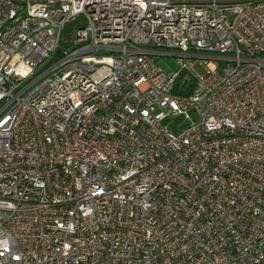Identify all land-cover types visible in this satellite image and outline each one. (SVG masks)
<instances>
[{"label":"built area","instance_id":"1","mask_svg":"<svg viewBox=\"0 0 264 264\" xmlns=\"http://www.w3.org/2000/svg\"><path fill=\"white\" fill-rule=\"evenodd\" d=\"M0 264H264V0H0Z\"/></svg>","mask_w":264,"mask_h":264},{"label":"rangeland","instance_id":"2","mask_svg":"<svg viewBox=\"0 0 264 264\" xmlns=\"http://www.w3.org/2000/svg\"><path fill=\"white\" fill-rule=\"evenodd\" d=\"M67 36L68 35H66L64 33L62 34L61 42L59 45V50L68 46ZM154 58H155L156 64L158 66H160L163 70H169V68L170 69H177L178 68V64L176 63L175 57H165V58L154 57ZM194 70L198 75L204 74V70L200 66H195ZM187 115L190 117L191 121L183 120L179 124H176L175 123V116L169 115L163 120V124L172 128L173 131L178 132L181 129H183L184 127H186L189 123L197 121V116L193 110H188Z\"/></svg>","mask_w":264,"mask_h":264},{"label":"trees","instance_id":"3","mask_svg":"<svg viewBox=\"0 0 264 264\" xmlns=\"http://www.w3.org/2000/svg\"><path fill=\"white\" fill-rule=\"evenodd\" d=\"M74 26H75V23H74V22L69 23V24L65 27L64 34H66V35L69 36Z\"/></svg>","mask_w":264,"mask_h":264}]
</instances>
